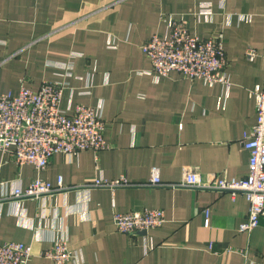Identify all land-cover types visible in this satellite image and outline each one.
I'll return each instance as SVG.
<instances>
[{
  "label": "crops",
  "instance_id": "1",
  "mask_svg": "<svg viewBox=\"0 0 264 264\" xmlns=\"http://www.w3.org/2000/svg\"><path fill=\"white\" fill-rule=\"evenodd\" d=\"M183 22L201 39L221 37L230 87L190 81L178 72L151 74L141 46ZM254 48L251 62L246 51ZM71 65L73 76L61 66ZM264 79V0H0V94L44 82H68L61 108L98 111L108 148L57 153L38 173L0 152V245L31 246L30 264L65 241L67 264H264V217L250 234L249 202L210 191L136 186L86 189L95 180L166 185L186 169L204 178L240 180L249 173L244 135L257 123L250 92ZM40 177L64 187L39 200H12ZM162 210L165 223L147 236L118 232L114 215ZM209 210L205 227L204 211ZM231 250V251H229Z\"/></svg>",
  "mask_w": 264,
  "mask_h": 264
},
{
  "label": "built area",
  "instance_id": "2",
  "mask_svg": "<svg viewBox=\"0 0 264 264\" xmlns=\"http://www.w3.org/2000/svg\"><path fill=\"white\" fill-rule=\"evenodd\" d=\"M141 51L152 65L156 79L171 72L180 73L190 81H202L208 86L216 84L230 87L227 74L228 61L221 37L201 39L191 35L183 22L173 20L167 36H152L141 46ZM258 57L254 48L246 51V58L253 62ZM67 77L73 76L71 65L61 66ZM68 82H44L38 91L23 87L16 96L0 94V152L9 153L15 163L22 167L32 165L40 174L57 153L68 157L85 150L101 152L108 148L104 137L105 124L97 110L78 105L72 115L61 108ZM255 101L257 123L242 139L249 153V173L240 180L218 175L203 177L193 169H186L179 183L166 185L161 182L158 169L154 168L148 183L133 185L126 177L116 181L95 180L86 189L172 187L193 191H210L229 194L232 199L244 197L249 202V215L240 232L250 234L264 217V79L251 92ZM64 187L62 178L58 186L38 177L23 190L16 188L12 200H39L53 196ZM209 210L204 211L205 227L209 226ZM162 210L145 209L129 213H116L114 222L118 232L127 235L147 236L151 229L165 223ZM231 251V250H229ZM246 264H258L243 252ZM45 256L55 264H67L74 256L65 241H59L46 251ZM31 246L10 242L0 245V264H30Z\"/></svg>",
  "mask_w": 264,
  "mask_h": 264
}]
</instances>
